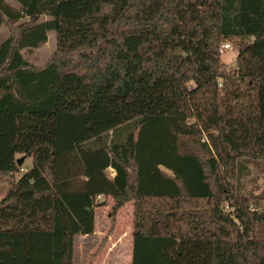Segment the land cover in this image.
I'll use <instances>...</instances> for the list:
<instances>
[{"label": "trees", "instance_id": "16d2710c", "mask_svg": "<svg viewBox=\"0 0 264 264\" xmlns=\"http://www.w3.org/2000/svg\"><path fill=\"white\" fill-rule=\"evenodd\" d=\"M16 1L0 0V264H75L110 197L113 226L134 203L132 264H264V210L238 187L264 161V0Z\"/></svg>", "mask_w": 264, "mask_h": 264}, {"label": "rangeland", "instance_id": "374dc122", "mask_svg": "<svg viewBox=\"0 0 264 264\" xmlns=\"http://www.w3.org/2000/svg\"><path fill=\"white\" fill-rule=\"evenodd\" d=\"M47 19L46 17L42 18ZM10 31L6 26L0 27V45L8 38ZM237 41H229L230 47L222 52V59L228 66H236L238 45ZM57 50V37L55 31H51L46 44L35 49L32 53H26V57L37 67L44 66L53 53ZM33 165L32 158L25 159L22 163L24 170ZM20 171L16 178L22 175ZM113 173V170H109ZM3 187L8 182H1ZM239 185V186H238ZM240 192L251 198V208L264 210V161H252L248 163L246 172L240 177L238 183ZM100 201L103 200L99 199ZM108 203L103 202L95 208L96 234L91 235L85 241L82 235L75 238V264H132L133 250V201L122 207L118 213L116 224L110 216L113 208V199ZM113 241V242H112ZM109 245V246H108ZM131 248V249H130Z\"/></svg>", "mask_w": 264, "mask_h": 264}, {"label": "crops", "instance_id": "0c3cea01", "mask_svg": "<svg viewBox=\"0 0 264 264\" xmlns=\"http://www.w3.org/2000/svg\"><path fill=\"white\" fill-rule=\"evenodd\" d=\"M11 5H13L14 7L16 8H19L20 7V4L16 1V0H7ZM103 197H101L100 199H102ZM111 198V197H110ZM113 199V198H112ZM110 203V201L112 200H109V198L107 199ZM103 201V200H101ZM113 203H114V200H113ZM133 210H134V203H133ZM134 212V211H133ZM96 234V228H95V232H94V235ZM93 235V234H92ZM84 237V240L86 241L88 239L89 236L91 235H82ZM113 242V241H112ZM109 246V245H108ZM131 249V248H130ZM132 256H133V250H132Z\"/></svg>", "mask_w": 264, "mask_h": 264}, {"label": "built area", "instance_id": "2783aa9c", "mask_svg": "<svg viewBox=\"0 0 264 264\" xmlns=\"http://www.w3.org/2000/svg\"><path fill=\"white\" fill-rule=\"evenodd\" d=\"M229 47H230L229 44H224V45L222 46L221 51L224 52V50L227 49V48H229Z\"/></svg>", "mask_w": 264, "mask_h": 264}, {"label": "water", "instance_id": "95a60500", "mask_svg": "<svg viewBox=\"0 0 264 264\" xmlns=\"http://www.w3.org/2000/svg\"><path fill=\"white\" fill-rule=\"evenodd\" d=\"M23 161H24V157H21V158L19 159V161H18V165L21 166L22 163H23Z\"/></svg>", "mask_w": 264, "mask_h": 264}]
</instances>
